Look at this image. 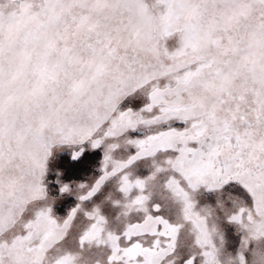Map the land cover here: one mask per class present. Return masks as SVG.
<instances>
[{
  "label": "snow or ice",
  "instance_id": "6c2138e0",
  "mask_svg": "<svg viewBox=\"0 0 264 264\" xmlns=\"http://www.w3.org/2000/svg\"><path fill=\"white\" fill-rule=\"evenodd\" d=\"M0 264H264V0H0Z\"/></svg>",
  "mask_w": 264,
  "mask_h": 264
}]
</instances>
